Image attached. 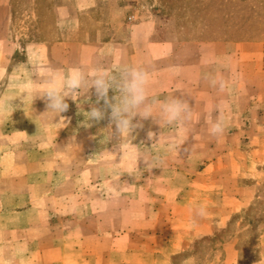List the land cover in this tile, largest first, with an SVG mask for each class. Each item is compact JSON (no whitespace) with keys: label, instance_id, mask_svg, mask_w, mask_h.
<instances>
[{"label":"crops","instance_id":"0c3cea01","mask_svg":"<svg viewBox=\"0 0 264 264\" xmlns=\"http://www.w3.org/2000/svg\"><path fill=\"white\" fill-rule=\"evenodd\" d=\"M26 2L0 0V105L11 101L13 120L29 123V152L63 155L65 162L45 166L65 176L59 200L79 203L71 213L80 217L77 223L43 226L45 214L37 206L19 214L17 229L23 218L29 222L25 231L35 251L15 256L13 263L197 264L193 251L206 240L218 247L214 264H264V229L235 219L264 213L259 209L264 205V39L240 38L236 29L226 30L229 38L215 39L208 25L197 28L208 19L198 23L176 0ZM133 69L149 74L138 102L127 91ZM73 72L80 73L77 88L67 83ZM53 83L69 105L60 114L55 107L47 110L55 98L43 95ZM73 94L76 101L68 98ZM174 103L180 111L169 121L167 107ZM93 108L103 119L91 120ZM221 111L226 130L215 138L210 129ZM145 112L150 114L145 117ZM129 115L133 125L142 127L130 136L116 133V123ZM148 132L154 134L151 140ZM187 161L195 178L189 181V193L178 191L175 213L162 209L166 200L159 194L164 190L144 191L143 186L141 193L151 205L137 213L140 218L117 214L110 224L101 223L103 212L116 213L113 203L132 201L119 194L103 196L96 175L103 165L172 170L178 177ZM200 170L203 183L197 177ZM162 178L159 173L152 184L160 186ZM200 184L209 200L203 218L195 215L200 205H186ZM72 185L83 188L72 190ZM34 195L30 200L38 201ZM101 203L109 210H102ZM248 234L254 237L249 248ZM12 246L17 250L16 243ZM51 251L60 252L59 258L50 260ZM187 252L189 258L177 263L175 258ZM47 253L44 260L33 257Z\"/></svg>","mask_w":264,"mask_h":264},{"label":"rangeland","instance_id":"374dc122","mask_svg":"<svg viewBox=\"0 0 264 264\" xmlns=\"http://www.w3.org/2000/svg\"><path fill=\"white\" fill-rule=\"evenodd\" d=\"M176 1L182 3L184 9H189L197 16L198 23L201 20L205 21L207 18L208 22L198 24L197 28H200L201 25H208L215 39L226 37V30L235 32V29L236 35L240 38L248 40L258 37L264 39V0ZM26 4L27 2L23 4V6ZM25 10L27 12V9H23V11ZM185 14H187L186 10ZM195 22L197 23L196 17ZM235 33H229L228 35L232 34L231 37H233ZM229 37L230 36H227V38ZM13 108L14 105L11 101H8L7 104L3 106L0 105V264H14L13 258L15 256L29 257L30 252L33 250L35 251V249L31 251V247L28 243L31 240L28 233L29 230L25 231V229L28 228L27 224H29V222L26 224L23 218L22 221H20V223L22 222V229H17V225H19L18 215L23 214V212L27 211L30 207L37 206L43 210V214H45L43 220L46 222L43 226H45L47 222H57L61 224L62 220L66 223H77L80 217L77 213H71L74 207L79 203L71 201L61 202L59 200L61 195L58 191L66 187L63 186L65 176L59 171L46 168L45 166L46 163L56 164L57 162H65L63 155L29 152L30 138L27 135L29 132V123L14 121ZM34 126L35 130L43 129L40 125ZM137 156L140 158V155ZM104 157H107L109 161L114 160L112 159V155H104ZM166 157L168 158L167 155ZM198 158L199 161L200 159L205 160V158H201V155H198ZM195 172V170L189 168L188 161L186 169L176 172V174H180L178 177L174 175L175 171L172 170L157 171L152 169H141L126 171L116 164L109 163L103 165L96 174L98 178L101 179L100 184L102 186L98 189L102 191L103 196L107 197L108 195L114 196L119 194L122 197L130 198L132 201L113 203V209L115 210L113 212L116 213L103 212L100 215L102 218L101 223L103 225L110 224V220H114L117 214L118 218L126 216L125 213H128L127 216H133V219L140 218L137 213H144V207L146 205H151V203L145 200L147 194L141 193V188L143 186L145 187L144 191L147 187H156L160 190H164L165 194L163 196H161V193L159 194L161 198L164 197L166 200L163 202L164 208L162 209H164L166 213H175L176 206L180 204L176 199L177 193L180 189L184 188L189 193V181L191 177L195 178L193 177ZM198 172V181L203 183L204 181L202 180L203 177L201 174L204 171L200 170ZM159 173L160 177L163 176L162 179L165 180L160 186H155L157 182L152 184V181L157 180ZM216 173L221 174V171L217 170L215 171V174ZM71 188L72 190L80 191L83 187L80 185H72ZM47 189L52 190L54 194H47L45 191ZM192 190L190 194L187 193L190 198L187 199L186 205L190 206L195 204L206 208L209 205L206 187L200 184L198 187H193ZM33 194L38 195V201L30 200V198L36 197L35 195L33 196ZM46 197L55 200L47 201L45 200ZM260 206L259 209L263 211V203ZM99 207L104 211L109 210L108 208L105 210V203H101ZM55 211L58 213H55ZM254 211H256V208H253V212ZM241 218H245L241 223L242 226L254 228L256 225L257 229H264V213H260V216L255 219L246 218L244 214L237 216L235 219L237 222L239 220L240 223ZM237 222L234 223L235 227H237ZM43 229L44 228H41V232L44 231ZM250 230L252 231L253 229ZM35 235L36 234H34V236ZM232 236L236 237L237 233ZM253 240L254 237L252 234L246 236L245 242H247L248 248L250 243H253ZM201 242L204 243L198 245L193 251L198 259L197 264H214L213 259L217 254L218 247L210 245L212 243L206 242V240ZM14 243H16L17 250H14V246H12ZM250 252L251 251L248 250L247 255L255 256ZM59 253L53 254V251H51L49 259H58ZM189 254L190 253L187 252L177 256L175 258L176 262L182 263L185 259L189 258ZM46 256H48V253L47 255L38 254L33 257L44 260Z\"/></svg>","mask_w":264,"mask_h":264},{"label":"clouds","instance_id":"9594fccd","mask_svg":"<svg viewBox=\"0 0 264 264\" xmlns=\"http://www.w3.org/2000/svg\"><path fill=\"white\" fill-rule=\"evenodd\" d=\"M131 74H132V80L127 85V91L133 94L134 102H138L144 98L145 85L149 81V74L145 71H137L135 69H133ZM67 83L71 88L79 87L80 73L73 72L70 78L68 79ZM225 87H226V84L221 83V89H224ZM43 95L49 98H52V97L55 98V104L47 105V110L50 109L51 107H55L56 113L58 114L67 111L69 105L66 102L65 96L60 95V87L57 84L53 83L50 87H48L45 90ZM40 98H43V97H40ZM68 98H70L73 101L77 100V96L75 94L68 96ZM125 111H127L126 108H125ZM179 111H180V106L178 104L174 103L172 105H169L167 107V112L169 113V116H168L169 121L176 119L179 114ZM149 114H150L149 112H145L144 116L147 117ZM89 115H90L91 120L99 121L103 119L101 113L95 108L89 111ZM131 119L132 117L131 115H129L127 118H124L118 123H116V127H115L116 133L130 136L131 133L136 128L142 127V125L140 126L133 125L131 123ZM225 130H226L225 119L221 111V114L217 117L216 122L212 125L210 129L211 136L215 138H219L220 136L224 134ZM147 135H148V139L151 140L154 134L152 132H148ZM195 215L200 218H203L207 215V209L201 206L195 210Z\"/></svg>","mask_w":264,"mask_h":264}]
</instances>
